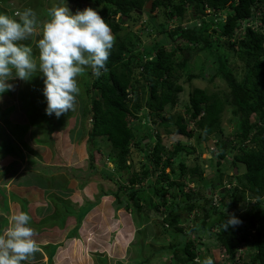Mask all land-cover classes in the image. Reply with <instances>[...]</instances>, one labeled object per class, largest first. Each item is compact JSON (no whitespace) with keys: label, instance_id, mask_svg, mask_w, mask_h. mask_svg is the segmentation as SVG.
<instances>
[{"label":"rangeland","instance_id":"rangeland-1","mask_svg":"<svg viewBox=\"0 0 264 264\" xmlns=\"http://www.w3.org/2000/svg\"><path fill=\"white\" fill-rule=\"evenodd\" d=\"M55 6H68L73 13L86 7L101 10L85 0H0V14L18 19L15 15L17 12L32 9L39 28L50 19L49 10ZM260 7L261 11H255L256 16L249 22L255 27L261 21L262 6ZM192 10H188L185 18L173 20L166 19L164 9L151 14L155 18L153 21L143 13L132 14V18L126 21L119 34L111 32L113 44L119 38L127 43L137 44L138 47L161 43L165 37L158 31L159 24L166 23L168 32L179 26H193L195 20ZM205 15L207 19L214 16L210 10H205ZM243 30L238 29L237 33L242 34L236 33L232 40L218 38L212 32L209 33L213 35L211 41L214 50L228 56L229 67L237 76L242 74L244 67L239 60L237 47L232 44L242 37ZM38 38L34 35L28 41L22 42L30 45L36 56L38 49L35 44ZM179 44L170 46L169 50ZM180 47H188L183 55L190 60L188 66L179 71L181 74L177 83L183 87V91L177 95L174 106H168L158 114H149L148 128L152 130V135L160 134L164 147L157 171L154 172L153 162L148 164L150 171L154 172L151 180L162 179L164 183L160 188H165L180 173L182 161L189 167L201 166L210 180L220 174L224 175L225 181L232 180L235 176L242 175L245 167L241 164L235 167L231 157L219 164L216 153L218 143H223L231 149H236L234 145L239 146L235 139L237 120L231 110L226 109L223 113L221 132L211 136L197 130L186 112L194 90L204 89L209 93L227 92V85L221 79L210 82V69H216L218 63L208 55V51L193 55V52H190L193 45L181 44ZM175 61L178 59L175 58ZM34 75L28 82L18 79L10 81L14 90L6 92L0 99V233L8 227L9 216L19 212L29 214V227L33 229L37 251L23 264H176L172 259V252L165 248L179 244L182 240H195L197 236L193 229L202 217L200 210L192 214L182 213L180 226L185 231L184 236H187L182 239L183 235L172 238L164 230L169 229L165 228L167 224L164 223L174 207V201L171 200L166 207L157 208L155 204L158 200L146 181L137 187L147 190L146 195L152 198L155 208H116L115 195L119 187H128L130 179L142 172L147 162L144 149L148 145H154L156 139L152 137L148 140L143 120H131L141 144L130 148L127 155L128 167L118 174L114 161L110 159L111 143L104 137L96 138L93 143L89 140L91 116L87 114V110L90 109L94 97L100 98L101 92L95 88L94 83L101 76L95 78L90 69L78 76L80 92L74 108L56 118L45 114L43 79L39 72ZM190 75H194L196 79L190 80ZM133 81L138 88L140 102L145 103L147 94L144 90L147 89L142 88L145 80L139 70L134 71ZM131 98L135 100L134 96ZM145 110L143 108L142 112ZM179 116L184 117L189 131L193 132L192 138L176 133L175 123ZM163 117H166L172 126L163 128ZM255 120V117L251 119L253 122ZM178 148L180 152H177ZM152 152L151 148L148 153L150 157ZM168 160L171 161V168L175 172H172L171 168L166 169L165 175L168 179H165L161 176V167ZM110 173L114 175L112 181L107 177ZM186 184L187 190L194 189L196 193L205 194L207 197L211 195V192L205 189L206 186L204 188L200 183H192L187 179ZM23 192L29 195L36 192L38 195H26V198L22 199ZM211 196L214 197L213 202L220 201L218 194L212 192ZM125 201L132 204L129 198H125ZM90 204L93 206L82 222L70 214L83 206L84 208L79 210L81 214L86 205ZM252 206L251 202H245L241 211H250ZM208 228H199L198 237L202 240L196 241L202 257L208 255L215 264H240L241 256L247 255L249 248H244L241 244L237 249L236 260L231 261L217 240L215 231ZM49 245L57 246L52 259L48 254L49 249L45 248Z\"/></svg>","mask_w":264,"mask_h":264},{"label":"trees","instance_id":"trees-1","mask_svg":"<svg viewBox=\"0 0 264 264\" xmlns=\"http://www.w3.org/2000/svg\"><path fill=\"white\" fill-rule=\"evenodd\" d=\"M85 1L95 8H101L98 11L99 15L115 35L122 31L123 25L132 18V14L146 13L149 20L153 21L155 18L151 14L164 9L166 19L173 20L185 18L188 10L193 9L192 15L195 20L193 26H179L171 32L166 30V23L159 24L158 31L165 38L161 43L149 46L138 47L137 44L127 43L119 38L110 50L106 70L94 83L101 95L99 99L95 97L92 99L91 107L87 110V114L91 116L89 140L93 143L96 138L104 137L111 143L110 159L114 161L118 174L128 167L127 155L130 148L141 144L131 120H143L148 140L156 138L154 145H148L144 149L147 162L142 172L130 179L128 187H119L115 195L116 208L129 210L134 206L139 210L146 206L152 210L155 206L166 207L173 200L174 207L164 223L167 224L165 228L169 229L164 230L172 238L183 235L182 239L187 238L180 226L182 213L192 214L200 210L202 217L193 229L197 236L195 240L188 239L185 242L182 240L179 244L165 248L172 252V259L176 264H215L208 255L202 257L196 242L202 240L198 237L199 228L205 230L208 227L215 231L217 240L231 261L236 260L237 249L242 244L244 248L249 249L246 248L247 255L241 256L240 264H264V0H153V8L149 11L145 8L152 0ZM260 5L262 14L259 30L243 25L254 19L255 11H261ZM205 10H210L214 16L207 19ZM241 28L244 29L242 37L232 44L233 47H237L239 60L244 67L242 74L237 76L229 67L228 56L214 50L211 38L215 34L218 38L232 40L237 30ZM210 32L213 35H210ZM139 43L138 40V45ZM176 43H180L178 47L174 46L169 50V47ZM181 44L193 45L190 49L193 55L208 51V55L218 63L216 69H210V82L221 79L228 88L227 92L217 93H209L204 89L194 90L190 95L187 115L195 123L197 130L211 136L221 132L223 113L230 109L237 120L235 139L239 146L234 145L236 149H231L223 143H218L216 148L218 163L221 164L227 157H231L233 165L235 167L243 165L245 172L232 180L225 181L223 174L210 180L206 170L201 166L189 167L182 161L180 173L176 175L174 181L168 183L167 188H160L163 186V180L152 181L151 178L159 168L164 147L160 134L152 135V130L148 128V118L150 112L158 114L168 106H174L177 95L183 91V87L177 83L181 74L179 71L184 70L190 60L183 55L188 47H180ZM175 58L178 61H175ZM135 70H139L145 80L142 87L147 89L144 90L147 94L145 103L140 102L139 91L133 81ZM189 79L193 80L196 77L190 75ZM131 96H134L135 100ZM132 101L134 103L131 104ZM143 108L146 109L145 112H142ZM253 117L256 119L254 122L251 121ZM161 126L167 129L172 124L163 117ZM175 126L178 135L193 137V132L189 131L183 116L177 118ZM151 148L153 152L150 157L148 153ZM177 152H180V148ZM149 162L154 163V172L148 168ZM171 167V161L168 160L161 167V176L168 179L165 170ZM172 172L175 170L172 169ZM112 176H114L112 173L107 174L108 180L112 181ZM187 179L189 182L202 184L204 188L206 186L205 189L211 192V195L212 192L218 194L219 204L213 202L211 195L207 197L205 194L196 193L194 189L187 190ZM144 181L148 182V187L153 190V195L158 200L157 204L146 195L147 190L144 187H137ZM125 198H129L132 204L125 201ZM248 201L253 205L252 210L244 213L241 208ZM144 202L147 205H144ZM92 206L86 205L81 214L79 210L84 208L83 206L71 211L70 214L82 222ZM232 215L238 217L242 223L224 230L223 224L227 216ZM45 248L49 249L48 254L52 259L57 246L49 245ZM200 258L202 261H199Z\"/></svg>","mask_w":264,"mask_h":264},{"label":"clouds","instance_id":"clouds-1","mask_svg":"<svg viewBox=\"0 0 264 264\" xmlns=\"http://www.w3.org/2000/svg\"><path fill=\"white\" fill-rule=\"evenodd\" d=\"M15 15L18 19L0 14V99L14 90L10 81L28 82L39 72L43 79L45 114L59 118L75 106L80 92L77 77L90 69L99 78L106 70L113 46L110 26L91 7L73 13L68 6H55L49 10L50 19L39 28L32 9ZM244 25L254 30L261 27V24ZM34 35L39 37L35 44L38 56L30 45L22 43ZM30 220L26 212L8 217V227L0 233V264H23L37 251ZM241 223L238 217L227 216L223 228L227 230Z\"/></svg>","mask_w":264,"mask_h":264},{"label":"water","instance_id":"water-1","mask_svg":"<svg viewBox=\"0 0 264 264\" xmlns=\"http://www.w3.org/2000/svg\"><path fill=\"white\" fill-rule=\"evenodd\" d=\"M153 8V0L152 1H150L147 5H146V10L147 11H149V10H151ZM144 14V16L145 17H147V15H146V13H143ZM111 84H112V82H111ZM237 172V171H236Z\"/></svg>","mask_w":264,"mask_h":264},{"label":"crops","instance_id":"crops-1","mask_svg":"<svg viewBox=\"0 0 264 264\" xmlns=\"http://www.w3.org/2000/svg\"><path fill=\"white\" fill-rule=\"evenodd\" d=\"M14 182H15V181H14ZM27 187H29V186H27ZM35 194H37V193L35 192V193H32L31 195H29V194H27V193H24V192L21 193V195H22V199H23V197L26 198V197H25L26 195L30 197V196H34ZM37 195H38V194H37ZM35 197H36V196H35Z\"/></svg>","mask_w":264,"mask_h":264}]
</instances>
